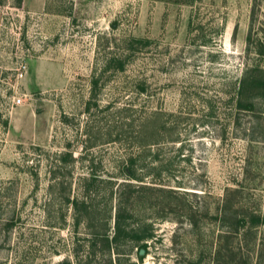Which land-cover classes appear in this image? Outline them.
Here are the masks:
<instances>
[{
    "label": "rangeland",
    "instance_id": "374dc122",
    "mask_svg": "<svg viewBox=\"0 0 264 264\" xmlns=\"http://www.w3.org/2000/svg\"><path fill=\"white\" fill-rule=\"evenodd\" d=\"M15 2L0 0V264H264V0ZM91 175L107 234L120 202L151 237L117 248L74 225Z\"/></svg>",
    "mask_w": 264,
    "mask_h": 264
},
{
    "label": "trees",
    "instance_id": "16d2710c",
    "mask_svg": "<svg viewBox=\"0 0 264 264\" xmlns=\"http://www.w3.org/2000/svg\"><path fill=\"white\" fill-rule=\"evenodd\" d=\"M15 7L16 8H19L21 6V3H22V0H15ZM175 2H180V1H185L186 0H174ZM136 42H141V40H134ZM116 62H119V59L116 61ZM119 65H121V63L119 62ZM122 68V66H121ZM97 80L94 78L91 80V88H94L97 86ZM246 88H247V85H246V80H242L239 84V87H238V91H237V94H238V102L244 98V94H245V91H246ZM237 102V104H238ZM239 105V104H238ZM237 105V106H238ZM240 107V106H239ZM130 163H132V160H130ZM127 177L130 178L131 180H136L134 178V175H132V173L130 172L129 170V173L127 174ZM96 177L95 176H92L91 175V178L89 180V184H87L85 186V190L83 192V196L80 200H72L70 202V205L71 207L73 208L74 210V225L75 226H78L80 223L81 224H84V225H91V223L94 222L93 225H96V222L97 223H100V226H103L104 225V229H100L97 230L96 228H94V230H92V232L90 233L92 237L94 238H100V239H105V240H109L110 241V244L114 247H117L116 245H119V243L125 239V238H128L129 240L133 239L134 241H138V242H141L143 240H146L147 238L151 237V234H150V231L147 229V227L143 226L141 228H139L138 230L132 232V231H128L126 230L125 226L123 225V219L124 217H122L120 215V202L118 203L117 205V213L115 214V217H114V225H113V232H112V235L109 236L107 234V228H106V225H107V222H108V217H99V216H96L95 217V207L92 205V203L90 202V191L93 187H95V183L96 185L98 186V184L100 183V181H96ZM68 201V200H67ZM223 213L220 214V217L218 218L219 222H221V224L224 226V227H227L229 230V233L231 231V228H234L236 230H238V227H232V226H229V217L227 216L226 212L222 211ZM217 219V218H216ZM236 225H238L240 222L239 221H236L235 222ZM238 223V224H237ZM244 223V220L242 219L241 220V224ZM227 224V225H226ZM222 226V227H223ZM115 248V251L116 253H118V249Z\"/></svg>",
    "mask_w": 264,
    "mask_h": 264
},
{
    "label": "water",
    "instance_id": "95a60500",
    "mask_svg": "<svg viewBox=\"0 0 264 264\" xmlns=\"http://www.w3.org/2000/svg\"><path fill=\"white\" fill-rule=\"evenodd\" d=\"M144 253V250H139V254L141 255V254H143Z\"/></svg>",
    "mask_w": 264,
    "mask_h": 264
},
{
    "label": "built area",
    "instance_id": "2783aa9c",
    "mask_svg": "<svg viewBox=\"0 0 264 264\" xmlns=\"http://www.w3.org/2000/svg\"><path fill=\"white\" fill-rule=\"evenodd\" d=\"M22 68H24V67H22ZM17 103H20V101H19V100H17Z\"/></svg>",
    "mask_w": 264,
    "mask_h": 264
}]
</instances>
